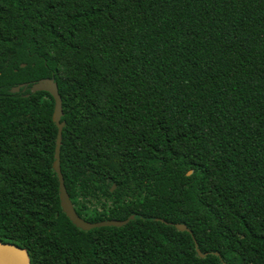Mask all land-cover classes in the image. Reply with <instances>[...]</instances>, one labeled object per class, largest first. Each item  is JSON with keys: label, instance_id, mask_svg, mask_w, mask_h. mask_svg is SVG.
Returning <instances> with one entry per match:
<instances>
[{"label": "trees", "instance_id": "trees-1", "mask_svg": "<svg viewBox=\"0 0 264 264\" xmlns=\"http://www.w3.org/2000/svg\"><path fill=\"white\" fill-rule=\"evenodd\" d=\"M47 78L75 211L124 225L62 211ZM0 241L30 264H264V0H0Z\"/></svg>", "mask_w": 264, "mask_h": 264}, {"label": "water", "instance_id": "water-1", "mask_svg": "<svg viewBox=\"0 0 264 264\" xmlns=\"http://www.w3.org/2000/svg\"><path fill=\"white\" fill-rule=\"evenodd\" d=\"M24 64L22 63L21 66ZM33 89H41L48 91L54 98V110H53V121L57 126V135H56V142H55V149H54V160H53V170L56 172L58 177V190H59V200L62 211L68 217V219L74 224L76 227L82 230H89L94 227L99 226H122L131 218L133 215L125 219H108V220H100V221H88L83 219L81 216L77 214L75 211L73 204L70 200L68 192L66 190L64 184V178L60 168V145H61V138H62V128L65 124L63 120H61L62 106H61V97L58 92L57 83L53 80V78L42 79L38 82L33 83ZM19 87H14L13 90L17 91ZM191 172L188 171L189 174ZM174 226L178 230H187L189 228L183 223H174ZM196 252L199 256H203L204 254L201 253L200 249L197 247L195 242ZM0 264H30V258L27 250L22 248L15 243L12 242H3L0 241Z\"/></svg>", "mask_w": 264, "mask_h": 264}]
</instances>
